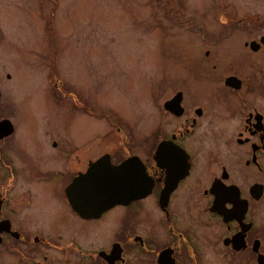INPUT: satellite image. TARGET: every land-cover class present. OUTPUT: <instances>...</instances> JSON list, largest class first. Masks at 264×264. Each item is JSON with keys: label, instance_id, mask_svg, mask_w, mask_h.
Here are the masks:
<instances>
[{"label": "flooded vegetation", "instance_id": "af4514ba", "mask_svg": "<svg viewBox=\"0 0 264 264\" xmlns=\"http://www.w3.org/2000/svg\"><path fill=\"white\" fill-rule=\"evenodd\" d=\"M218 15L225 27L217 33L195 26L210 38L203 57L211 91L178 78L159 115H146L138 145L111 123L104 139L85 138L84 124L71 120L93 115L81 90L59 60L42 62L57 102V118L45 115L54 123H39L37 104L29 125L16 107L0 118V264H264L262 23ZM188 19L175 17L194 26ZM234 31L250 38L223 44ZM46 46V58L56 53ZM197 51L183 53L191 66ZM127 161L129 187L111 188L113 168ZM119 192L129 197L119 202Z\"/></svg>", "mask_w": 264, "mask_h": 264}, {"label": "rangeland", "instance_id": "374dc122", "mask_svg": "<svg viewBox=\"0 0 264 264\" xmlns=\"http://www.w3.org/2000/svg\"><path fill=\"white\" fill-rule=\"evenodd\" d=\"M219 13L230 14L233 22L235 16L257 18L262 29L255 32L264 36V0H0V39L3 33L5 39V47L0 45V118L7 116L5 109L16 107L25 111L23 121L29 125L34 117L28 111L37 104L39 123H54L45 115L57 118V102L50 97L42 62L59 60L61 74L77 85L93 113L71 117L84 124L79 132L94 143L112 130L111 123L127 141L141 144L146 115H159L161 103L178 89V78L201 94L211 91V68L203 57L210 38L195 26L219 32L225 27L216 21ZM175 17L183 22L193 17L194 26L176 24ZM244 33L234 31L223 44L250 38ZM44 38L56 51L47 58ZM195 44L199 64L191 66L183 53Z\"/></svg>", "mask_w": 264, "mask_h": 264}, {"label": "water", "instance_id": "95a60500", "mask_svg": "<svg viewBox=\"0 0 264 264\" xmlns=\"http://www.w3.org/2000/svg\"><path fill=\"white\" fill-rule=\"evenodd\" d=\"M128 164H131V162L127 161L121 164L120 166L113 168V172L111 173V175L113 176L114 185L111 188L120 190V189H126L129 187L127 178L131 175L128 174V171H127L129 170L127 168ZM134 178L137 179L138 176H135ZM103 187L107 188L105 185ZM113 197H115L120 202L122 198L129 197V195L123 192H119L118 194L113 195Z\"/></svg>", "mask_w": 264, "mask_h": 264}]
</instances>
